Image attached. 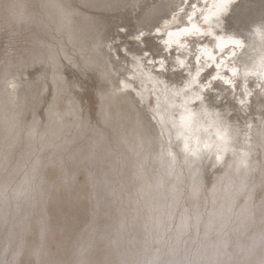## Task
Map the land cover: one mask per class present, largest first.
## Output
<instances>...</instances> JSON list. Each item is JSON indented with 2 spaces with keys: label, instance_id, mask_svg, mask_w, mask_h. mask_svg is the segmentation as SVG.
Masks as SVG:
<instances>
[{
  "label": "rangeland",
  "instance_id": "obj_1",
  "mask_svg": "<svg viewBox=\"0 0 264 264\" xmlns=\"http://www.w3.org/2000/svg\"><path fill=\"white\" fill-rule=\"evenodd\" d=\"M45 1L0 0V103L8 112L0 122V261L264 264V125L255 114L264 78L242 65L247 53L253 66L264 56V0H237L208 21L207 0H178L153 29L142 16L154 0L102 14L113 86L73 52L41 10ZM242 6L248 22L234 12ZM84 9L77 2L60 16ZM192 11L203 32L168 48V29ZM237 29L242 47L216 53L224 67L198 55L199 44L234 38ZM174 74L179 84L166 81ZM7 81L19 85L15 92ZM121 81L130 88L118 93L136 101L159 135L143 158L111 95ZM66 88L74 102L61 115ZM234 111L241 121L228 122ZM162 150L176 159V173L158 171Z\"/></svg>",
  "mask_w": 264,
  "mask_h": 264
},
{
  "label": "bare ground",
  "instance_id": "obj_2",
  "mask_svg": "<svg viewBox=\"0 0 264 264\" xmlns=\"http://www.w3.org/2000/svg\"><path fill=\"white\" fill-rule=\"evenodd\" d=\"M144 0H46L45 3L41 6V10L49 21H52L59 32H62L66 35L68 41L73 46V52L81 58L83 64L91 70L97 71L102 80L113 86L114 79H113V69L109 64V56L104 51V42L107 39L108 32H109V23L107 22L106 18L102 16L104 13L112 11L114 9H119L120 7L134 3L136 5L140 4ZM206 1V0H203ZM237 0H225L227 9L231 3H235ZM79 2L84 5L85 9L80 11H73L68 15L61 18L66 9H73L75 4ZM207 8L204 10V21L205 17L208 15V11L210 7H213L215 3L219 2V0H207ZM241 3L235 4L240 5ZM179 6L178 0H154L151 7L143 14V27L146 28L149 26L150 28H156L160 24L167 23L169 21V17L171 13L175 10L176 7ZM148 7V6H147ZM64 9V11H63ZM224 9V10H225ZM91 11H98L101 15H93ZM234 12L236 13L237 19L248 22L250 20L249 10L246 6L235 8ZM95 13V12H94ZM195 14L192 11L189 15L190 18L187 22H183L180 26H172L168 29V33L164 39L167 47H172L173 45L184 46L186 41L184 37L187 35L192 34H199L202 33L203 30L199 27L196 22L192 19L193 15ZM215 16H212L213 18ZM210 18V19H211ZM141 26V25H140ZM241 31L237 29L234 34V38H222L223 41L227 43L221 44L220 40L216 38L215 45L214 42H209L208 45H201L199 44V51L198 55H203L206 59H210L212 63H215L216 67H224L225 66V57H221L220 60L216 57V53H222L224 50L230 49L229 54H233L236 48L242 47V40H241ZM234 42H238L234 43ZM170 45V46H169ZM151 46V45H150ZM63 48L66 49V46L63 45ZM156 49V48H155ZM225 52V51H224ZM255 56L254 54L247 53L242 65L245 66L246 69H251L250 72H256L253 70L255 67L253 66V60ZM235 70V71H233ZM229 71L232 74H236L237 68L232 66L229 67ZM40 69L35 71V74H29L28 79H33L31 76H37V79L40 77ZM31 75V76H30ZM261 77H264L261 75ZM166 81L170 82L171 84H179L181 82L180 77L177 78L174 75H170L166 78ZM226 82H230L229 78L225 79ZM36 95L39 94L40 91V84L37 83ZM116 85V84H115ZM259 98V97H257ZM114 104L116 106V111L124 118L130 119V126L133 128L138 137L139 148L137 153L139 156L142 155L147 156L152 152V148L155 144H158L159 135L156 133L155 129L150 131L151 127H149V120L145 114V112L137 105L135 100H130L127 96L121 95L119 93L113 95ZM262 99V98H261ZM260 100V99H259ZM41 100L39 99V102ZM261 101V100H260ZM74 102V97L70 89L66 88L63 91V98H62V105L61 107V115L64 113H69ZM256 102V100H255ZM254 102V103H255ZM258 102V101H257ZM262 103V104H261ZM260 105L258 104L256 107L255 114L258 117L259 122L264 125V112H262V108L264 107L263 102ZM216 109H219L217 106L211 104ZM220 107V106H219ZM0 122L5 120L7 123L8 121V112L7 106L3 103H0ZM161 113H164V109L160 110ZM187 116V115H184ZM226 116H223V119ZM241 121L239 114L237 111L227 114V121L237 123ZM192 121H189L188 125ZM221 119L219 120V123ZM1 124V123H0ZM7 125V124H6ZM5 125V126H6ZM6 129L7 126H6ZM124 132V131H123ZM7 131L5 132V136L7 139ZM125 134V132H124ZM218 137L220 136L219 132H216ZM132 140V139H131ZM130 140V141H131ZM197 141L196 139L194 140ZM187 145V144H186ZM143 158V157H142ZM162 164V168H158V171H167L170 173H176L178 170L177 161L173 157H168L167 152L166 154L162 150V155L160 157V162ZM145 166V164H144Z\"/></svg>",
  "mask_w": 264,
  "mask_h": 264
},
{
  "label": "snow or ice",
  "instance_id": "obj_3",
  "mask_svg": "<svg viewBox=\"0 0 264 264\" xmlns=\"http://www.w3.org/2000/svg\"><path fill=\"white\" fill-rule=\"evenodd\" d=\"M225 7H226L225 0H219V2L215 3L213 7L209 8L208 15L205 17V20L208 21V20H210V18L212 16L219 15L222 11H224ZM143 39H144V34L143 33L138 34L137 40H143ZM218 40H220L221 44L227 43V42L223 41L222 38H218ZM234 43L238 44V42H234ZM149 55H150V53H149ZM233 71H235V70H233ZM262 78H264V77H262ZM129 88H130L129 84L121 81L120 88L114 90L111 93V95H115L118 92L123 93V92L127 91ZM137 95L142 96L141 93H137ZM161 120H163V117H161ZM190 120H191V113H189L187 116H182L181 117V125L187 126ZM186 147H187V145H186ZM218 159H222V157H218Z\"/></svg>",
  "mask_w": 264,
  "mask_h": 264
},
{
  "label": "clouds",
  "instance_id": "obj_4",
  "mask_svg": "<svg viewBox=\"0 0 264 264\" xmlns=\"http://www.w3.org/2000/svg\"><path fill=\"white\" fill-rule=\"evenodd\" d=\"M254 67H255L256 71H258L262 76H264V56H261V57L256 61V64H255ZM6 85H7V87H9V89H10L12 92H15V90L19 87L18 84L11 83L10 81H7V82H6ZM0 264H3V262L0 261ZM16 264H18V262H16Z\"/></svg>",
  "mask_w": 264,
  "mask_h": 264
}]
</instances>
